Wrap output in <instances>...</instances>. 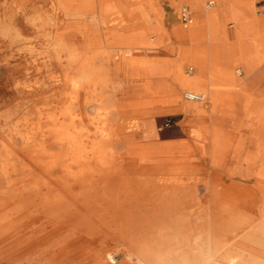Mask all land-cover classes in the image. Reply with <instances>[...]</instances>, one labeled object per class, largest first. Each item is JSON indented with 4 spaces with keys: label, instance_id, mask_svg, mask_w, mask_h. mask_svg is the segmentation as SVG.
<instances>
[{
    "label": "bare ground",
    "instance_id": "bare-ground-1",
    "mask_svg": "<svg viewBox=\"0 0 264 264\" xmlns=\"http://www.w3.org/2000/svg\"><path fill=\"white\" fill-rule=\"evenodd\" d=\"M63 42L52 48L59 63ZM126 63L121 80L103 67L92 74L91 66L67 65V102L39 110L37 122L12 123L22 145L0 143V243L8 251L23 247L27 264H264V91L202 93L206 108L183 93L204 88L199 81L179 74L165 89L151 60ZM91 91L100 107L94 117L84 100ZM168 113L185 116L179 130L186 138H156L153 115ZM221 171L254 179L226 190L223 226L208 229L199 184ZM212 183L215 190L218 179ZM62 233L78 237L61 244L54 237ZM117 245L123 252L108 250Z\"/></svg>",
    "mask_w": 264,
    "mask_h": 264
},
{
    "label": "crops",
    "instance_id": "crops-1",
    "mask_svg": "<svg viewBox=\"0 0 264 264\" xmlns=\"http://www.w3.org/2000/svg\"><path fill=\"white\" fill-rule=\"evenodd\" d=\"M92 1L97 2H72L70 7L66 0L58 1L61 15L73 22L61 33L65 41L63 53L71 66H91L92 74L103 67L105 75L121 80L128 74L121 68L127 60L145 58L153 62V77L158 76L165 89L175 82L176 76L184 74L186 79L199 81L208 92L216 91L219 95L242 92L257 97L264 91V11L256 10V0H212L217 1L212 6H206L204 0H152L153 33L158 35L156 41L153 35V45L147 44L144 34L152 28L149 23L140 25L134 21L147 13L144 0H98L99 8L95 12ZM173 4L190 8L192 21L195 20L192 27L170 29L164 25L162 16L166 9L175 12ZM228 21L234 22L233 28H227ZM174 38L182 42L175 45ZM159 44L174 55L153 56V48ZM84 52L93 55L92 60ZM188 62L195 64L197 70L186 73L184 64ZM120 73L121 76L111 75ZM248 73L250 78L245 77ZM72 74L78 73L74 70ZM153 126L156 136L159 135L154 123ZM183 138L185 134L175 139ZM226 190L216 188L214 192L225 194Z\"/></svg>",
    "mask_w": 264,
    "mask_h": 264
},
{
    "label": "rangeland",
    "instance_id": "rangeland-1",
    "mask_svg": "<svg viewBox=\"0 0 264 264\" xmlns=\"http://www.w3.org/2000/svg\"><path fill=\"white\" fill-rule=\"evenodd\" d=\"M59 0H0V143H7L12 148L22 145L21 141H17L16 135L14 134L10 126L17 119L26 120L27 118L31 122L38 121L39 110L51 111L59 109L67 102V94L71 88L65 84L64 73L65 69L70 67L67 55L62 53L61 63H59V52H55L53 43L57 40L64 39L61 33L66 32V26H69L73 22L65 16L61 15ZM72 2H82L83 0H70ZM128 1V0H126ZM152 0H144V6L146 8V14L140 16V20L135 18L138 24L148 22L152 27L151 30L147 31L145 36L147 37V44H152L151 41L153 35V41L158 39V35L153 33V9L151 7ZM210 0H204L206 6H208ZM259 0L255 1V7L258 12H262V8L257 4ZM154 2V1H153ZM96 3V6L94 5ZM217 1L214 3L216 5ZM93 5L92 12H95L99 8V2L92 1ZM131 6V3H127ZM175 12L166 9L164 16H162L163 23L167 28H174L176 26L184 28V23L181 17V11L186 5H180L176 7L174 4ZM188 8V7H187ZM190 11V8H188ZM174 14V15H173ZM174 18H171L173 17ZM194 19L187 26L192 27ZM76 22L74 21V24ZM140 24V25H141ZM233 21L227 22V28H233ZM67 37V35H66ZM182 41L178 38H174V44L178 45ZM142 44V43H140ZM146 45V44H143ZM148 46V45H147ZM86 53V52H84ZM141 56L144 54L139 52ZM166 46L159 44L158 47L153 48V56H173ZM89 56L92 60L93 55ZM35 61V62H34ZM59 63V64H58ZM68 65V66H67ZM74 67V66H73ZM194 67V68H193ZM72 68V67H71ZM197 70V66L191 62L184 64V71L186 73L194 72ZM74 71V70H73ZM71 71V72H73ZM249 74V73H248ZM256 74V73H255ZM112 76H121L120 74H111ZM53 76V77H52ZM248 76V77H247ZM249 75L245 77L250 78ZM243 80V82H246ZM17 85V86H16ZM184 92L188 90H194L189 88H183ZM101 92L102 90L99 89ZM198 91L200 93H208L207 88H202ZM112 89L109 90V93ZM95 91L89 92L87 98L84 97L89 117H94L97 114L98 103L95 102L94 97ZM185 99H188L185 97ZM197 102V101H195ZM206 103V108L210 107L211 102L208 99L202 101ZM208 102V103H207ZM154 107V106H153ZM100 108V107H99ZM193 119H199L198 114H194ZM17 116V117H16ZM197 117V118H196ZM185 118L180 113H168V114H155L153 115V123L156 126V131L159 135L156 136L160 141H169L175 138H182L183 134L179 130V123ZM256 124L257 120H245L244 124ZM80 124V122L78 123ZM15 138V143H11V139ZM57 149H59L57 147ZM6 151L4 150V153ZM219 174V175H218ZM19 175V174H18ZM210 175V173L208 174ZM206 176L205 182L200 183L198 199H201V205L203 208L202 222L208 229H221L224 218L222 219L221 204L223 203L224 193H215L213 187V179H218L219 186L217 189L226 190L231 187L232 184L242 183L243 185L249 184L254 178H240L236 176H228L224 171L217 172V175ZM15 178L17 176H14ZM212 177V178H211ZM223 180L220 183V180ZM75 189V188H74ZM205 189V191H204ZM80 192L82 188L75 189ZM72 191V190H71ZM208 192V193H207ZM214 192V193H213ZM217 194L218 202H215L214 196ZM221 194V195H220ZM209 195V196H208ZM219 195L221 197H219ZM221 200V201H220ZM188 204L193 203L194 200L190 199L187 201ZM64 204V203H62ZM217 205L216 207H214ZM214 207V208H213ZM64 209V208H63ZM219 210V211H218ZM222 212H221V211ZM218 216L220 219H211L212 215ZM221 213V214H220ZM211 217V218H210ZM211 221V222H210ZM214 221V222H213ZM220 223V224H218ZM216 226V227H215ZM31 228H26L30 230ZM23 230V231H26ZM244 233L243 230H238L236 234ZM27 234L26 236H29ZM220 238L226 242H233L236 237L234 234H221L217 233ZM63 236V237H62ZM57 237V241L61 244L68 237H78V233H62ZM233 240V241H232ZM54 241V240H52ZM6 242L0 243V253H6L7 258L1 260L0 264H27L24 260V248L18 250L9 249V251L3 246ZM9 247V246H8ZM213 251L218 252L221 248L212 247ZM114 254L123 252L121 245L108 248ZM250 250L260 252L261 249L251 247ZM75 251V250H73ZM132 262H137V256L133 258L128 257ZM41 262V261H40ZM39 264H42L40 263Z\"/></svg>",
    "mask_w": 264,
    "mask_h": 264
},
{
    "label": "built area",
    "instance_id": "built-area-1",
    "mask_svg": "<svg viewBox=\"0 0 264 264\" xmlns=\"http://www.w3.org/2000/svg\"><path fill=\"white\" fill-rule=\"evenodd\" d=\"M213 3L214 1L210 0L208 3V6H212ZM259 6L263 9L262 11H264V0H259ZM181 17H182V21L184 25H188L191 22L192 20L191 12L189 11L187 7L182 8ZM185 96L190 100H204L205 99V94L196 93L192 91H187L185 93Z\"/></svg>",
    "mask_w": 264,
    "mask_h": 264
}]
</instances>
